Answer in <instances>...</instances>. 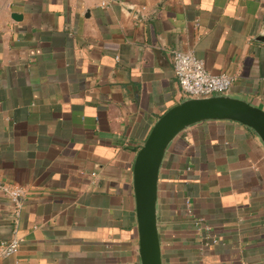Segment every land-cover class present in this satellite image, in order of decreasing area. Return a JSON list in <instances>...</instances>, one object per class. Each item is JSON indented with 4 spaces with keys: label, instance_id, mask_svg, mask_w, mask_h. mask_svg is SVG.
<instances>
[{
    "label": "crops",
    "instance_id": "obj_1",
    "mask_svg": "<svg viewBox=\"0 0 264 264\" xmlns=\"http://www.w3.org/2000/svg\"><path fill=\"white\" fill-rule=\"evenodd\" d=\"M264 0H0V264H142L133 168L185 100L175 51L264 110ZM163 264H264V144L189 127L160 171ZM21 190L16 203L10 194Z\"/></svg>",
    "mask_w": 264,
    "mask_h": 264
},
{
    "label": "water",
    "instance_id": "obj_2",
    "mask_svg": "<svg viewBox=\"0 0 264 264\" xmlns=\"http://www.w3.org/2000/svg\"><path fill=\"white\" fill-rule=\"evenodd\" d=\"M224 120L251 128L264 144V110L228 94L187 98L176 104L156 121L139 149L133 168V187L142 264H163L158 228V187L169 146L191 126Z\"/></svg>",
    "mask_w": 264,
    "mask_h": 264
},
{
    "label": "built area",
    "instance_id": "obj_3",
    "mask_svg": "<svg viewBox=\"0 0 264 264\" xmlns=\"http://www.w3.org/2000/svg\"><path fill=\"white\" fill-rule=\"evenodd\" d=\"M172 61L186 99L228 95L232 91L235 79L227 73L215 74L209 71L204 60L193 52L175 51ZM10 194L16 203L23 195L21 190H13ZM21 243L17 238L0 242V260L16 255Z\"/></svg>",
    "mask_w": 264,
    "mask_h": 264
}]
</instances>
